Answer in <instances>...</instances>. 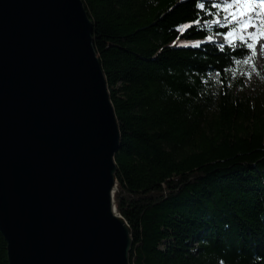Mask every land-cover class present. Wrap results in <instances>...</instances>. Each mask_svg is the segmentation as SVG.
Instances as JSON below:
<instances>
[{"label": "trees", "instance_id": "trees-1", "mask_svg": "<svg viewBox=\"0 0 264 264\" xmlns=\"http://www.w3.org/2000/svg\"><path fill=\"white\" fill-rule=\"evenodd\" d=\"M82 2L120 134L130 264H264V95L233 77L252 53L217 35L221 12L197 17L196 0Z\"/></svg>", "mask_w": 264, "mask_h": 264}, {"label": "water", "instance_id": "water-1", "mask_svg": "<svg viewBox=\"0 0 264 264\" xmlns=\"http://www.w3.org/2000/svg\"><path fill=\"white\" fill-rule=\"evenodd\" d=\"M82 0H0V234L8 264H130L120 134Z\"/></svg>", "mask_w": 264, "mask_h": 264}, {"label": "snow or ice", "instance_id": "snow-or-ice-1", "mask_svg": "<svg viewBox=\"0 0 264 264\" xmlns=\"http://www.w3.org/2000/svg\"><path fill=\"white\" fill-rule=\"evenodd\" d=\"M197 17L200 12L206 15L211 13V9L217 10V15L220 11L227 13L224 18L228 21V25L221 24L219 20H214L213 23L221 27H227L223 33H217L224 38V41L230 48H241L245 51V60L247 61V53H254L255 42L257 38H264V0H196L195 3ZM255 13L256 15H253ZM259 21V23H257ZM208 22H203L206 26ZM202 21L197 18L186 22L182 27L184 29L192 28L193 26L200 27ZM252 28L255 31H247ZM211 41L212 37H205ZM200 42H194L193 46L199 47ZM220 49L224 48V44L219 45ZM233 62L239 63V60Z\"/></svg>", "mask_w": 264, "mask_h": 264}, {"label": "rangeland", "instance_id": "rangeland-1", "mask_svg": "<svg viewBox=\"0 0 264 264\" xmlns=\"http://www.w3.org/2000/svg\"><path fill=\"white\" fill-rule=\"evenodd\" d=\"M221 16H217L215 20H219L221 24H224V18L227 16V13L220 11ZM264 15V13H261ZM253 15H256L253 13ZM259 23V21H257ZM254 30L252 28L247 29ZM255 31V30H254ZM259 38V37H258ZM258 38L255 42V48L253 59L249 62L244 63L241 67L236 68L233 72L234 79H242L244 84V89L247 93H260L264 95V38L262 39L263 47L260 48L257 44ZM216 42H223L219 37L214 36Z\"/></svg>", "mask_w": 264, "mask_h": 264}, {"label": "bare ground", "instance_id": "bare-ground-1", "mask_svg": "<svg viewBox=\"0 0 264 264\" xmlns=\"http://www.w3.org/2000/svg\"><path fill=\"white\" fill-rule=\"evenodd\" d=\"M251 31H254V30H250V32H251ZM258 41H259V42H257L258 46H259L260 48H262V47H263L262 39L258 38Z\"/></svg>", "mask_w": 264, "mask_h": 264}]
</instances>
